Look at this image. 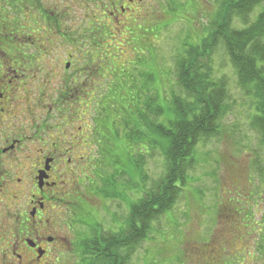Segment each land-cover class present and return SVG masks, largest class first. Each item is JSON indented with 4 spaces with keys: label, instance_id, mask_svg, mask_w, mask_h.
Returning a JSON list of instances; mask_svg holds the SVG:
<instances>
[{
    "label": "flooded vegetation",
    "instance_id": "af4514ba",
    "mask_svg": "<svg viewBox=\"0 0 264 264\" xmlns=\"http://www.w3.org/2000/svg\"><path fill=\"white\" fill-rule=\"evenodd\" d=\"M145 1L0 0V264H60L117 238L124 202L101 194L114 174L102 155L117 150L90 110L105 80L94 61L102 33L137 38Z\"/></svg>",
    "mask_w": 264,
    "mask_h": 264
},
{
    "label": "rangeland",
    "instance_id": "374dc122",
    "mask_svg": "<svg viewBox=\"0 0 264 264\" xmlns=\"http://www.w3.org/2000/svg\"><path fill=\"white\" fill-rule=\"evenodd\" d=\"M217 3L218 0H146L142 6L145 14H138V38L130 37L119 26L110 34L102 33L105 42L93 61L105 80L97 87L101 95L96 96V91L90 98L92 102L102 96L98 99L99 105L92 103L90 110L96 107L102 113L109 98L120 95L122 89L125 92L126 81L130 80V74L134 76L132 69L137 74L151 68L156 73L151 93L159 95V103L166 112L170 86L175 82V56L185 39L190 37L195 43L203 36L206 24L213 20L219 6ZM259 11L255 10L250 17L255 18ZM230 28L241 26L233 21ZM109 36L113 40H108ZM66 50V46L58 44V52ZM60 56L52 61L61 69L67 59ZM208 62L212 72H216L214 75H225L229 93L227 111L218 123V134L196 148L195 164L181 198L168 214L152 222L147 239L126 264H264V255L258 250L264 249V145L250 127L257 114L254 100L238 87L221 44L214 48ZM104 94L109 97L104 98ZM103 100L105 103L101 104ZM124 102L129 104L127 98ZM125 146L123 140L113 156L119 161L117 169L124 166L129 171ZM141 153L147 180L142 186L136 171L132 176L146 192L163 176L165 164L158 150L149 155L145 151ZM140 196L137 194L136 199ZM131 198L136 201L134 196ZM128 213V204L124 202L117 214L123 218V225ZM58 258L60 264H83L84 261L78 251L62 252Z\"/></svg>",
    "mask_w": 264,
    "mask_h": 264
},
{
    "label": "trees",
    "instance_id": "16d2710c",
    "mask_svg": "<svg viewBox=\"0 0 264 264\" xmlns=\"http://www.w3.org/2000/svg\"><path fill=\"white\" fill-rule=\"evenodd\" d=\"M217 4L213 20L206 24L203 36L195 43L190 37L185 39L175 56V82L170 86L166 112L159 103V95L151 93L156 77L151 68L138 71L139 74L132 69L134 76L130 74V80L126 81L125 92L122 89L120 95L117 93L109 98L112 105L109 102L102 113L96 112L99 136L111 137L108 146L115 148L116 154L124 140L130 167L129 171L124 166L117 169L116 157L103 154L104 167L112 169L114 174L104 181L101 194L105 198L127 201L129 213L124 225L121 218L122 227L117 238L102 242L100 247L86 242L81 244L79 254L83 264H126L147 239L152 222L168 214L181 198L195 164L196 148L218 134L219 120L227 111V79L225 75H214L216 72H212L208 62L219 44L228 66L234 71L238 87L254 100L257 114L250 127L264 145V0H218ZM258 9L259 13L251 18ZM233 21H238L241 28H230ZM108 97L106 94L105 98ZM126 98L129 104L124 102ZM112 111L115 115L111 118ZM154 150L161 152L165 171L153 189L143 192L147 176L143 173L141 152L149 155ZM133 171L139 175L141 187L133 181ZM133 188L135 194L131 195ZM137 194H141L138 199ZM131 196L135 197V202H130ZM258 250L264 255V249Z\"/></svg>",
    "mask_w": 264,
    "mask_h": 264
}]
</instances>
